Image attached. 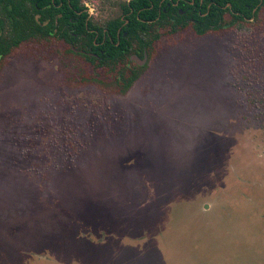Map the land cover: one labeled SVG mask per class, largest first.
I'll return each mask as SVG.
<instances>
[{"label": "rangeland", "instance_id": "374dc122", "mask_svg": "<svg viewBox=\"0 0 264 264\" xmlns=\"http://www.w3.org/2000/svg\"><path fill=\"white\" fill-rule=\"evenodd\" d=\"M80 1L103 25L127 0ZM260 14L182 32L124 94L78 82L58 40L8 57L0 264H264Z\"/></svg>", "mask_w": 264, "mask_h": 264}, {"label": "trees", "instance_id": "16d2710c", "mask_svg": "<svg viewBox=\"0 0 264 264\" xmlns=\"http://www.w3.org/2000/svg\"><path fill=\"white\" fill-rule=\"evenodd\" d=\"M118 6L119 16L98 25L80 0H0V67L22 45L58 40L62 55L79 59L78 82L124 94L147 65L138 66L131 55L152 58L182 32L199 37L251 27L264 0H127Z\"/></svg>", "mask_w": 264, "mask_h": 264}, {"label": "water", "instance_id": "95a60500", "mask_svg": "<svg viewBox=\"0 0 264 264\" xmlns=\"http://www.w3.org/2000/svg\"><path fill=\"white\" fill-rule=\"evenodd\" d=\"M228 6H230L229 4H228ZM181 13V12H180ZM81 52V51H80ZM91 55V54H90ZM145 56L143 57V59H140V58H138L137 56H135V55H132L131 57H130V59H131V61H134V62H136L138 65H140V66H142L145 62H146V60H147V58H146V54H144Z\"/></svg>", "mask_w": 264, "mask_h": 264}, {"label": "flooded vegetation", "instance_id": "af4514ba", "mask_svg": "<svg viewBox=\"0 0 264 264\" xmlns=\"http://www.w3.org/2000/svg\"><path fill=\"white\" fill-rule=\"evenodd\" d=\"M175 5H176V4H175ZM178 12H179V13L181 12L180 14H182V13H183V12H182V11H180V10H179ZM90 54H91V53H88V55H90ZM91 55H93V54H91ZM131 56H132V55H131ZM131 56H130V57H131ZM144 56H145V55H144ZM144 56H143V57H144ZM138 58H139V57H138ZM140 59H143V58H140ZM130 60H131V59H130ZM132 62H134V61H132ZM135 63H136V62H135ZM136 64H137V63H136ZM144 64H145V63H144ZM144 64H143V65H144ZM137 65H138V64H137ZM143 65H142V66H143ZM138 66H140V65H138Z\"/></svg>", "mask_w": 264, "mask_h": 264}]
</instances>
